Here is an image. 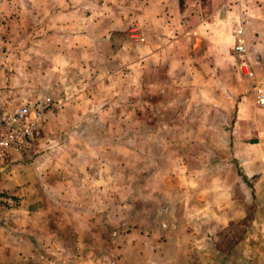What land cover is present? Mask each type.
Here are the masks:
<instances>
[{
  "label": "rangeland",
  "instance_id": "1",
  "mask_svg": "<svg viewBox=\"0 0 264 264\" xmlns=\"http://www.w3.org/2000/svg\"><path fill=\"white\" fill-rule=\"evenodd\" d=\"M140 1L0 0V113L9 105L44 108L36 138L10 155L0 180L14 165L18 188L39 175L58 203L44 209L43 231L36 226L53 234L51 264H264V221L256 220L264 218V193L233 158L259 152L239 151L238 143L264 141L256 102V88L264 92V0H224L225 89L240 91L242 121H253L219 114V128L207 121L205 96L193 93L189 115L171 114V100L162 109L163 66L147 71L149 86L139 83ZM238 27L243 58L234 51ZM21 200L0 192L4 209ZM65 223L74 228L75 257L60 237H71L59 227Z\"/></svg>",
  "mask_w": 264,
  "mask_h": 264
},
{
  "label": "crops",
  "instance_id": "2",
  "mask_svg": "<svg viewBox=\"0 0 264 264\" xmlns=\"http://www.w3.org/2000/svg\"><path fill=\"white\" fill-rule=\"evenodd\" d=\"M139 3L143 6L138 7L140 11L136 17L140 24L137 26L145 36V43L142 44L141 49L139 48L143 54L136 60L140 77H143L138 81L143 86H149L150 78L147 77V71L151 67L155 70V67L163 66V79L160 80L163 84L160 83L158 90L162 109L163 104H166L164 102L171 100L172 104L168 108L171 114L184 112L189 115L192 112V105L186 103H192L194 93L198 97H206L202 106L207 110L209 116L207 121L214 123L216 120L217 128L222 127V124H219L220 117L215 118V115L219 114L222 117L229 115L232 119L236 116V119H240L238 124L252 122L251 119L242 121L245 106L237 100L240 91L234 90L230 94V90L225 89L229 85H226L228 79L224 74L226 70L230 71L231 67H228V62L221 60H229L228 56H225L226 59L221 57L226 55L224 34L229 31V24L224 28L226 22L222 19L226 15L224 0H148L147 2L142 0ZM118 12L121 17L129 14L126 7H122ZM112 25L117 27L116 19ZM109 26L111 25L107 21L106 27ZM189 66L193 68V75L190 74ZM200 78L201 83L204 82V84L194 85L193 88V82ZM153 82L156 83V81ZM238 144H241L239 151L251 148L259 150L256 154L244 155L243 153L240 156L233 155V158L239 163L242 176L247 180L252 179L253 188L259 187V190L264 193V184H262L264 182V141L261 142L258 139V142L251 144L243 142ZM199 155L204 156L203 153ZM10 161L12 162V158ZM9 166L7 175L0 180V192L4 190L11 195H18L22 199V205L12 210V208L4 209L0 204V264H51L52 256L58 255L56 250L49 246L50 244L47 245L53 234L50 231L47 234L38 233L36 226L40 225L43 231L48 219L45 217L44 209L48 204L57 207L58 203L49 201V190L43 188L44 182L39 175L29 179L23 178L22 181L26 185L25 187L20 185L18 188L14 175L12 176L16 166L11 164ZM170 217L173 216L170 214ZM256 220L263 222L264 218L261 219L258 215ZM59 227H63L71 234L70 238H66L67 233L60 237L66 241L70 239L71 249L68 255L75 257V252H72L74 243L71 244L74 228L71 223H65ZM40 235L42 238H39ZM107 239L109 240L110 237ZM43 240L45 248L42 243L39 244V241ZM94 240L96 241V238ZM104 241L107 242L106 238ZM94 254L98 253L94 251Z\"/></svg>",
  "mask_w": 264,
  "mask_h": 264
},
{
  "label": "built area",
  "instance_id": "3",
  "mask_svg": "<svg viewBox=\"0 0 264 264\" xmlns=\"http://www.w3.org/2000/svg\"><path fill=\"white\" fill-rule=\"evenodd\" d=\"M236 44L234 51L239 58L247 55V48L244 37V29L238 27L235 32ZM245 72V63L241 65ZM256 102L260 107H264V92L256 88ZM44 108H34L33 106L22 104L7 106L0 113V170L5 166L8 158L13 153H19L25 149L37 136L42 123ZM9 205H13L11 199H7Z\"/></svg>",
  "mask_w": 264,
  "mask_h": 264
}]
</instances>
